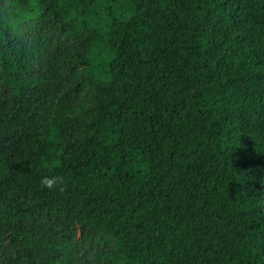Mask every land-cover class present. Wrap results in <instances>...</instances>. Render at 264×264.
Wrapping results in <instances>:
<instances>
[{
    "label": "trees",
    "instance_id": "1",
    "mask_svg": "<svg viewBox=\"0 0 264 264\" xmlns=\"http://www.w3.org/2000/svg\"><path fill=\"white\" fill-rule=\"evenodd\" d=\"M23 2L0 264H264V0Z\"/></svg>",
    "mask_w": 264,
    "mask_h": 264
},
{
    "label": "clouds",
    "instance_id": "2",
    "mask_svg": "<svg viewBox=\"0 0 264 264\" xmlns=\"http://www.w3.org/2000/svg\"><path fill=\"white\" fill-rule=\"evenodd\" d=\"M37 13L34 2L23 0H0V36L9 40H21L27 35L26 26L31 23ZM64 177L60 175L43 176L41 187L49 190L63 191Z\"/></svg>",
    "mask_w": 264,
    "mask_h": 264
}]
</instances>
